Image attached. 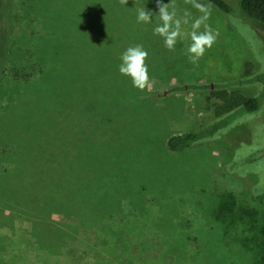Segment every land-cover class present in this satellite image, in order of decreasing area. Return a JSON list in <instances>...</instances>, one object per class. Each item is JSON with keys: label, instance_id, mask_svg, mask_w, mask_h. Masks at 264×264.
I'll use <instances>...</instances> for the list:
<instances>
[{"label": "rangeland", "instance_id": "rangeland-1", "mask_svg": "<svg viewBox=\"0 0 264 264\" xmlns=\"http://www.w3.org/2000/svg\"><path fill=\"white\" fill-rule=\"evenodd\" d=\"M225 1L231 13L196 0L210 10L206 23L218 32L197 67L188 60L187 34L203 13L185 0H160L189 21L174 51L153 35L161 23L158 0H4L0 195L13 190L23 200L15 222L20 235L33 226L24 220L28 207L51 213L49 245L56 228L79 232L53 264H106L99 240L130 239L129 231L134 240L148 237V264H259L264 24L249 17L242 0ZM144 7L153 14L150 24L137 23ZM137 44L148 52L151 82L144 90L118 70L121 54ZM220 83L230 84L228 96L259 97V111L239 108L217 118L225 104L215 95L223 90L213 88ZM189 84L206 87L178 89ZM207 124L208 139L181 152L169 148L172 137ZM3 204L0 218L13 212ZM65 209L106 233L79 227L60 213ZM163 248L171 249L168 261Z\"/></svg>", "mask_w": 264, "mask_h": 264}, {"label": "trees", "instance_id": "trees-1", "mask_svg": "<svg viewBox=\"0 0 264 264\" xmlns=\"http://www.w3.org/2000/svg\"><path fill=\"white\" fill-rule=\"evenodd\" d=\"M216 7L222 10L225 13H231L232 8L225 0H210ZM242 8L249 15L250 18L261 22L264 24V0H242ZM5 9L6 5L4 4V0H0V61L3 55V46H2V22L5 20ZM119 68V66H118ZM106 76L111 75V73H105ZM230 84L220 83L216 84L213 88H218L219 90H223L224 94L217 92L215 95L219 96L222 99H225V104L219 107L216 112L217 118L222 119L227 114H231L235 112L239 108L245 109L248 113L253 114L258 112L261 107L260 98H247L242 95H234L228 96V87ZM206 86H200L199 84H189L187 86L179 87L181 90H200L204 89ZM207 124L196 131H193L187 135L175 136L172 137L168 144L169 148L173 151H185L188 148L193 147L196 143L208 139L210 133L208 132ZM216 131V129H215ZM1 201L4 199L6 202L3 204L5 206H10L13 212L11 215H3L0 219V231L7 228L10 231V234L7 236L0 235V264H53V257H58L61 255L60 248L63 246L65 241H77L76 234L73 230L68 232H64L63 229H57V232L54 236V243H47V239L49 240V228L54 225L47 221L46 214L50 213L48 210L45 212L42 208H34L28 207L30 210H25L24 220L31 219L33 221L32 228L22 227L26 230L21 232L25 233L24 235H20V229L16 227L18 219H21V216L24 213L22 209L21 202L23 201L17 192L12 191H4L0 195ZM3 207V209L5 208ZM26 208V206H25ZM223 211H221L222 213ZM62 215H66L68 217H74L78 221V226L86 229L93 230L97 229L100 235H103L105 232L104 229L98 228L92 221L89 223L83 224L82 221L77 218V214L71 210H61ZM0 214H2L0 212ZM51 214V213H50ZM49 214V215H50ZM8 219V220H7ZM36 219V220H35ZM135 227L136 224L133 223ZM264 226V224H263ZM122 225H118L117 228L120 229ZM122 229V228H121ZM264 232V228L262 230ZM61 233V234H59ZM130 239L126 237L125 240H112L101 238L99 240V245L103 247V249L107 252L110 259L106 261V264H110V261L118 263L123 262L125 264H148L146 261V252H147V239L146 234H142L139 240H134V236L130 233ZM155 238L154 236H152ZM57 241L55 242V239ZM84 249H91L92 245L82 244ZM247 246L250 248L254 247L253 241H248ZM37 248V249H35ZM167 250L168 253L165 256L164 261H168L169 256L172 252L171 249H162V251ZM173 258V257H172ZM124 259V260H123ZM174 259V258H173ZM161 260V259H160ZM157 262V260H155ZM259 264H264V254L261 257Z\"/></svg>", "mask_w": 264, "mask_h": 264}, {"label": "clouds", "instance_id": "clouds-1", "mask_svg": "<svg viewBox=\"0 0 264 264\" xmlns=\"http://www.w3.org/2000/svg\"><path fill=\"white\" fill-rule=\"evenodd\" d=\"M186 3H192L203 14L191 23L190 36L191 43L187 48L188 60L194 66L198 67V61L204 56L207 49H210L216 42L218 32H214L211 26L206 23L210 17V10L196 3V0H185ZM121 4H127L128 0H120ZM170 3H162L158 0L159 19L161 21L153 29V35L163 38L167 50L174 51L178 41H183L186 34L182 29V24L189 23L187 18L177 17L174 6L170 9ZM137 23L150 24L152 13L146 11L145 7L137 10ZM203 27V31L200 29ZM148 52L143 45L137 44L128 47L120 56L122 63L119 65V72L129 77L134 87L144 90L150 84L149 69L146 63Z\"/></svg>", "mask_w": 264, "mask_h": 264}, {"label": "water", "instance_id": "water-1", "mask_svg": "<svg viewBox=\"0 0 264 264\" xmlns=\"http://www.w3.org/2000/svg\"><path fill=\"white\" fill-rule=\"evenodd\" d=\"M168 93H169V92H168V91H166V92H165V95H168Z\"/></svg>", "mask_w": 264, "mask_h": 264}]
</instances>
